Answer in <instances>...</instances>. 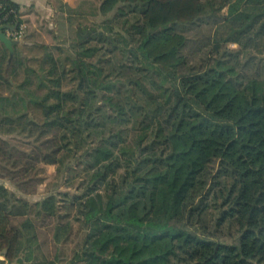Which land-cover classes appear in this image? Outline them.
I'll return each instance as SVG.
<instances>
[{
	"label": "trees",
	"instance_id": "obj_1",
	"mask_svg": "<svg viewBox=\"0 0 264 264\" xmlns=\"http://www.w3.org/2000/svg\"><path fill=\"white\" fill-rule=\"evenodd\" d=\"M115 9L102 29L78 25L75 55L63 65L49 51L42 57L48 69L27 67L28 81L37 87L29 94L43 123L24 112L15 116L19 102L0 96V127L50 135L6 171L20 189L39 163L57 164L59 173L73 170L68 180L74 173L82 177L84 189L71 196V206L89 231L70 264H264V76H241L229 59L209 62L224 42L264 37V0H102L103 14ZM24 14L20 4L0 0V24L19 30ZM129 14L136 20L122 25L132 37L121 40L143 77L127 87L130 94L138 87L144 93L145 105L135 100L130 106L131 115H139L135 129L140 127L131 133L113 124L101 131L92 118L96 109L84 99L101 96L112 121L130 116L115 94L122 95L120 86L105 70L109 59L99 55L115 45L113 29ZM202 23L223 31H215L214 45L194 64L184 53L189 38L178 27ZM2 58L0 52L1 77ZM65 81L75 85L65 88ZM85 145L76 168L71 161ZM11 196L0 185V253L18 264L33 240L27 233L33 224L28 215L13 224L15 215L28 214L29 203L24 200L20 211ZM37 205L43 215L58 214L55 194ZM71 227L70 221L57 226V239Z\"/></svg>",
	"mask_w": 264,
	"mask_h": 264
},
{
	"label": "rangeland",
	"instance_id": "obj_2",
	"mask_svg": "<svg viewBox=\"0 0 264 264\" xmlns=\"http://www.w3.org/2000/svg\"><path fill=\"white\" fill-rule=\"evenodd\" d=\"M50 1L55 2V4L59 3L57 0ZM71 3L67 11H74L80 8L78 1L73 0ZM101 3L102 0H86L85 5L81 6L80 9L86 13L82 16H68L65 10L53 16V11L50 12V9L49 11H36L31 16H28V13L23 15L26 33L17 46L19 52H15L12 60L9 61L10 53L6 51L4 46H1L2 50L0 51L3 57V66L1 67L3 76H0V96H13L19 102L20 111L18 113L11 111L13 114L15 113V116L17 114L21 115L24 112L29 116L28 118L39 123L44 122L45 117L41 109L31 101L32 96L29 93L33 89L36 90L37 87L29 83L28 76L31 73H27V67L30 66L39 73L41 72V68L48 69L49 67L44 63L45 60L42 57L49 51L54 53L56 58L61 59L62 65L66 63V58L75 55L76 49L74 47V41L77 38L79 24L86 25V27L93 26L102 29L100 24L106 17L117 13L116 8V11L114 10L115 12H111L113 14H103L101 11ZM128 9L125 6V10L128 11ZM227 11V8L223 9L222 14L226 15ZM72 16L77 17L75 19L72 18L71 23L67 20ZM133 17V14H129L121 20V23L115 26V29H113L115 45L104 46L99 53L100 57L106 55L107 59H109L105 63V70L111 74L112 79L120 86L122 95L115 94L126 105L128 116L130 114L127 118L129 120L112 121L108 112L100 106L103 100L101 96L84 99L87 102L86 105L96 109L94 110L96 117L92 118L96 121L95 123L96 125L98 124V127H100L99 130L101 131L103 129L108 130L113 124L118 126L124 125L127 129H130L131 133L136 132V129L140 127L135 129L139 115L132 116L130 106L135 100L141 101V104L145 105L144 99L142 100V94L144 93L138 87L134 94H130L127 91V87H129L135 78L143 80V77H141L142 74L140 72L136 75L133 59L128 51L122 48L124 46L122 44L124 43L121 40L123 35L129 39L132 37V32L131 30L129 31V27L126 28L127 26L122 24L124 19H130V23L128 24L131 25L136 20ZM178 28L179 30H183L182 32H185L189 38L184 53L188 56L190 62L194 64H201L202 58L207 56L206 52L214 45L213 39L216 35L215 31L217 33L218 30L220 33L223 31V29L214 23H202L194 26L187 25L185 28L179 26ZM263 41L264 37H256L254 41L244 42V44L224 42L220 53H210L211 59L209 62L211 63L214 57L229 59L231 65L241 73V76L251 75L263 77ZM101 43L99 42V44ZM246 43L248 44L246 45ZM17 60H21V63L15 66L14 64ZM65 82V88L75 85L74 82ZM35 84H38V82H35ZM146 87L150 89L151 85L148 84ZM40 93L43 95L45 92L40 91ZM21 98L26 100L27 107L22 106ZM103 111H105V115ZM85 114L87 115L88 113ZM8 125L5 124L0 127V185H3L11 193L15 194V199L12 196L9 197L11 199V205H15L20 211H22L21 209H23L22 206L25 205V201L29 203V208L27 209L28 214L15 215L13 224L21 225L28 215L32 220L33 226L29 229L26 228L28 229L27 233L32 231L34 236L32 241H25V247L20 254L21 261L18 264H70L75 253L81 248L83 238H85L89 231L86 222L83 219H78L75 208L71 206V196L77 193L81 194L84 189L82 188L84 186L82 177L79 176V173H74L75 177L68 180L67 178L74 172L73 170L59 173L57 171V164L39 163L34 168L28 170V184L26 188L20 189L18 187L19 182L13 179L14 175L9 174L6 170L13 169V164L20 159L21 152H33L35 147L41 145L45 139H49L50 135L39 137L36 132L31 136L29 131H23L21 125H17L15 130L12 126V130L8 131ZM86 145L82 149H78L81 152L75 155V160L71 161L72 165L76 166V168L80 166V162H78L79 157L84 149L87 148ZM71 155L73 157L74 154ZM53 194L57 197L58 214L56 216H49L43 215V212L39 213L40 207L37 203ZM18 199H21V201H17ZM67 221L71 222L72 227L69 232L61 236V240H58L56 237V227H63Z\"/></svg>",
	"mask_w": 264,
	"mask_h": 264
},
{
	"label": "crops",
	"instance_id": "obj_3",
	"mask_svg": "<svg viewBox=\"0 0 264 264\" xmlns=\"http://www.w3.org/2000/svg\"><path fill=\"white\" fill-rule=\"evenodd\" d=\"M18 4H20L22 7H24L25 9V14L28 13V16H31V14L33 15L36 11H49L50 12L53 11V16L54 14L57 15L58 13H60L61 11L65 10L67 11V9L71 6V2L73 0H57L59 3L52 2L50 0H12ZM79 3L80 8H77L74 11H70L68 10L66 12V15H79L82 16L84 14H86L85 12L81 11V6L85 5L86 0H76ZM71 3V4H70ZM70 12V13H69ZM2 50L1 46H0V51ZM0 264H10L8 261H6V257L5 255L0 253ZM11 264H14V262H12Z\"/></svg>",
	"mask_w": 264,
	"mask_h": 264
},
{
	"label": "water",
	"instance_id": "obj_4",
	"mask_svg": "<svg viewBox=\"0 0 264 264\" xmlns=\"http://www.w3.org/2000/svg\"><path fill=\"white\" fill-rule=\"evenodd\" d=\"M10 27L8 25L0 24V46H4V48L8 49L10 53L9 61L12 60L16 46H18L21 40H16L13 37L8 35V30Z\"/></svg>",
	"mask_w": 264,
	"mask_h": 264
},
{
	"label": "built area",
	"instance_id": "obj_5",
	"mask_svg": "<svg viewBox=\"0 0 264 264\" xmlns=\"http://www.w3.org/2000/svg\"><path fill=\"white\" fill-rule=\"evenodd\" d=\"M6 18H7V15H5L3 19H6ZM21 18H23V15L21 16ZM25 33H26V30H25L24 22L21 23V25L19 27V30H16V31H13L12 29L8 30V35L13 37L16 40H22V38L24 37Z\"/></svg>",
	"mask_w": 264,
	"mask_h": 264
},
{
	"label": "flooded vegetation",
	"instance_id": "obj_6",
	"mask_svg": "<svg viewBox=\"0 0 264 264\" xmlns=\"http://www.w3.org/2000/svg\"><path fill=\"white\" fill-rule=\"evenodd\" d=\"M16 48H17V46H16ZM15 52H16V50H15Z\"/></svg>",
	"mask_w": 264,
	"mask_h": 264
}]
</instances>
